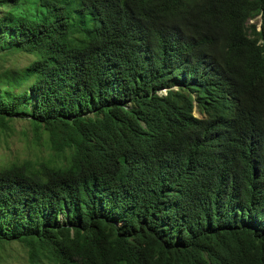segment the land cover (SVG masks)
Masks as SVG:
<instances>
[{"label": "trees", "instance_id": "16d2710c", "mask_svg": "<svg viewBox=\"0 0 264 264\" xmlns=\"http://www.w3.org/2000/svg\"><path fill=\"white\" fill-rule=\"evenodd\" d=\"M23 1L0 125L61 160L0 165V264H264V0Z\"/></svg>", "mask_w": 264, "mask_h": 264}, {"label": "rangeland", "instance_id": "374dc122", "mask_svg": "<svg viewBox=\"0 0 264 264\" xmlns=\"http://www.w3.org/2000/svg\"><path fill=\"white\" fill-rule=\"evenodd\" d=\"M35 0H24L25 6L35 10L32 5ZM256 19H251L249 23ZM259 28V27H258ZM31 56L16 54L0 58V68L7 66H24ZM195 114L198 113L196 109ZM199 116H202L199 113ZM47 135H37L30 121L23 118L8 120L6 126L0 125V165L13 161L31 160L43 162L48 159L60 161L56 151L46 141ZM3 253L2 264H31L29 262L28 248L20 242H9L1 246ZM45 264H47V260Z\"/></svg>", "mask_w": 264, "mask_h": 264}, {"label": "clouds", "instance_id": "9594fccd", "mask_svg": "<svg viewBox=\"0 0 264 264\" xmlns=\"http://www.w3.org/2000/svg\"><path fill=\"white\" fill-rule=\"evenodd\" d=\"M196 115H198V116H199V112H198Z\"/></svg>", "mask_w": 264, "mask_h": 264}]
</instances>
